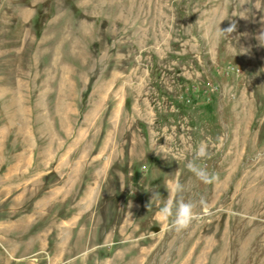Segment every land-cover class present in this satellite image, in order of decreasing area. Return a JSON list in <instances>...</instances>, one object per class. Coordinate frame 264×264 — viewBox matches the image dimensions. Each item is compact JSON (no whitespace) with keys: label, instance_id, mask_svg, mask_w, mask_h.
<instances>
[{"label":"rangeland","instance_id":"obj_1","mask_svg":"<svg viewBox=\"0 0 264 264\" xmlns=\"http://www.w3.org/2000/svg\"><path fill=\"white\" fill-rule=\"evenodd\" d=\"M0 264H264V0H0Z\"/></svg>","mask_w":264,"mask_h":264},{"label":"clouds","instance_id":"obj_2","mask_svg":"<svg viewBox=\"0 0 264 264\" xmlns=\"http://www.w3.org/2000/svg\"><path fill=\"white\" fill-rule=\"evenodd\" d=\"M233 28L230 26L224 30V32H231ZM197 156H205L206 153L203 148H199L196 152ZM186 167L195 173L200 179L207 182L210 177L203 169L197 167L193 162H188ZM182 186L176 184L175 191L180 192ZM192 204L186 203L182 200L177 199L175 202L172 200L167 201L160 209L159 214L162 221L165 222V230L174 229L179 231L185 229L191 223L193 219ZM86 253L82 254L85 255Z\"/></svg>","mask_w":264,"mask_h":264}]
</instances>
